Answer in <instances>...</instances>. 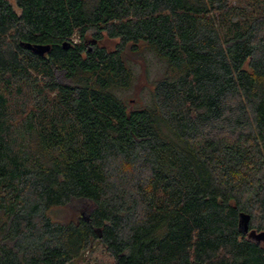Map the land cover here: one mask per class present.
Segmentation results:
<instances>
[{
  "label": "trees",
  "instance_id": "trees-1",
  "mask_svg": "<svg viewBox=\"0 0 264 264\" xmlns=\"http://www.w3.org/2000/svg\"><path fill=\"white\" fill-rule=\"evenodd\" d=\"M142 43L166 74L131 107ZM242 215L264 230V0H0V264H264Z\"/></svg>",
  "mask_w": 264,
  "mask_h": 264
},
{
  "label": "rangeland",
  "instance_id": "rangeland-1",
  "mask_svg": "<svg viewBox=\"0 0 264 264\" xmlns=\"http://www.w3.org/2000/svg\"><path fill=\"white\" fill-rule=\"evenodd\" d=\"M15 6V0H9ZM236 4L244 5L246 0H233ZM92 38V35H89ZM118 40L105 38L102 45L109 49L116 47ZM126 62L132 67L134 76L131 86L121 92L120 96L131 107H141L147 105L151 85L166 74V63L157 57L143 43L138 51L126 48L124 52ZM57 79L61 83H67L70 79L64 71L57 72ZM94 205L86 200H76L65 207L55 209L54 214L64 220H76L82 213H88ZM264 243V242H263ZM115 259L104 249V247L94 241L93 247L87 250L83 257L70 264H113Z\"/></svg>",
  "mask_w": 264,
  "mask_h": 264
},
{
  "label": "water",
  "instance_id": "water-1",
  "mask_svg": "<svg viewBox=\"0 0 264 264\" xmlns=\"http://www.w3.org/2000/svg\"><path fill=\"white\" fill-rule=\"evenodd\" d=\"M66 45V44H65ZM26 47L33 50L34 52L43 55L46 52L50 50V45H40V44H25ZM67 47V46H66ZM240 229L242 232L246 233L249 238L252 240L262 243L264 242V230L263 231H257L255 229L249 228V216L248 215H242L240 220Z\"/></svg>",
  "mask_w": 264,
  "mask_h": 264
}]
</instances>
